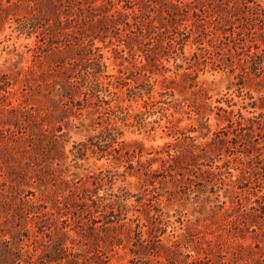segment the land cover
Here are the masks:
<instances>
[{
    "label": "rangeland",
    "instance_id": "obj_1",
    "mask_svg": "<svg viewBox=\"0 0 264 264\" xmlns=\"http://www.w3.org/2000/svg\"><path fill=\"white\" fill-rule=\"evenodd\" d=\"M255 1L0 0V264H264Z\"/></svg>",
    "mask_w": 264,
    "mask_h": 264
},
{
    "label": "trees",
    "instance_id": "obj_2",
    "mask_svg": "<svg viewBox=\"0 0 264 264\" xmlns=\"http://www.w3.org/2000/svg\"><path fill=\"white\" fill-rule=\"evenodd\" d=\"M243 1H244V3L247 4V6L248 5L250 6V3H252L254 5L253 7L261 8V4L257 3V1H255V0H243ZM259 8H257V10ZM257 13L260 14L259 12H257ZM93 60H92V62H94L93 64L96 67L95 66L91 67V68H93V70L89 71V74H92L95 77V80L97 81V83H95L94 87L93 88L91 87V89H93L92 93H95V92H98L100 90V89H97V87L101 86V82L99 80H100L101 73L103 72V68L106 67V64L104 63L103 56L101 54L97 55V57H95ZM80 86L81 87L82 86L87 87V85H84L83 82ZM88 89L90 90L89 87H88ZM109 222H112V221H109ZM70 264H81L79 262L78 256L74 255V257L70 261Z\"/></svg>",
    "mask_w": 264,
    "mask_h": 264
}]
</instances>
